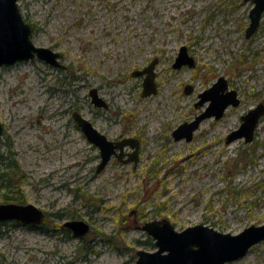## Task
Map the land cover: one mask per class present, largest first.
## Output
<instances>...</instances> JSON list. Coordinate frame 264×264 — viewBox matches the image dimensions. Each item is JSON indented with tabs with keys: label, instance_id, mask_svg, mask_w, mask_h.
Listing matches in <instances>:
<instances>
[{
	"label": "rangeland",
	"instance_id": "obj_1",
	"mask_svg": "<svg viewBox=\"0 0 264 264\" xmlns=\"http://www.w3.org/2000/svg\"><path fill=\"white\" fill-rule=\"evenodd\" d=\"M18 3L33 43L62 52L64 66L36 57L0 66V157L11 152L23 203L47 214L41 226L0 222V264H137V250L157 249L140 226L163 217L177 230L203 223L232 234L264 223V116L252 142L226 141L264 102V13L245 36L253 1ZM182 45L195 65L174 69ZM154 58L157 93L143 96V77L132 73ZM221 75L241 103L176 140L172 131L204 111L209 102L196 106L198 95ZM93 87L107 107L92 104ZM74 111L111 140L139 139L136 164L112 156L97 171L99 147ZM67 219L89 223L88 234L75 237ZM224 264H264V240Z\"/></svg>",
	"mask_w": 264,
	"mask_h": 264
},
{
	"label": "water",
	"instance_id": "obj_2",
	"mask_svg": "<svg viewBox=\"0 0 264 264\" xmlns=\"http://www.w3.org/2000/svg\"><path fill=\"white\" fill-rule=\"evenodd\" d=\"M250 1V0H245ZM253 5L249 10V25L245 30V36L250 38L253 32L259 27L260 19L264 13V0H251ZM32 26L20 11L18 0H0V66L27 61L28 59L39 58L56 68L63 67L60 62L62 52L53 50L51 47L35 45L32 38ZM175 61L172 64L174 69L181 66L193 67L195 58L189 55L188 48L180 46ZM158 62L154 58L142 69H135L133 76H144L142 84V95L147 96L157 93L155 79V67ZM185 93L193 91L191 84L184 87ZM92 104L98 107H107L98 93V89H90ZM199 101L196 106L209 102L208 106L196 116L191 122L181 123L172 133L176 140L185 138L190 141L194 130L200 126L204 118L214 117L219 119L223 116L228 106H237L241 102L236 89L228 88V81L223 75L211 85V87L200 92ZM77 126L87 139L99 147L100 162L97 164V171L104 169L112 155L122 159L124 147L130 145L133 151L129 153L128 159L124 162L138 161L139 139L127 137L120 140H111L101 133L92 122L81 116L78 111L72 113ZM264 116V102H258L254 107L241 116L240 125L226 136V141L242 139L245 142H252L255 136L256 126ZM3 133V125L0 122V135ZM45 212L34 203H0V221L18 220L21 223L30 225H41L45 220ZM64 227L69 228L75 235L85 236L88 234L90 224L82 219H67ZM152 238H154L157 249L150 252L145 249L136 251L137 264H224L244 256L250 247L264 240V223L260 225L250 224L249 227L237 234L225 233L215 228L196 223L187 226L183 230L175 229L169 219H152L146 221L141 227Z\"/></svg>",
	"mask_w": 264,
	"mask_h": 264
},
{
	"label": "trees",
	"instance_id": "obj_3",
	"mask_svg": "<svg viewBox=\"0 0 264 264\" xmlns=\"http://www.w3.org/2000/svg\"><path fill=\"white\" fill-rule=\"evenodd\" d=\"M8 147L10 148V145ZM8 155L6 157H0V191L2 190L0 201L23 203L24 195L19 188V184L12 180L13 176L11 173V171L15 172L19 169V164L12 158L11 152ZM163 203H159L157 206L161 207ZM156 209L155 212L160 213L161 209Z\"/></svg>",
	"mask_w": 264,
	"mask_h": 264
},
{
	"label": "flooded vegetation",
	"instance_id": "obj_4",
	"mask_svg": "<svg viewBox=\"0 0 264 264\" xmlns=\"http://www.w3.org/2000/svg\"><path fill=\"white\" fill-rule=\"evenodd\" d=\"M175 59H176V58H175ZM173 63H174V62H173ZM238 95H239V94H238ZM198 98H199V97H198ZM3 132H4V130H3ZM1 135H2V134H1ZM117 140H119V139H117ZM128 146H130V145H128ZM125 147H127V146H125ZM125 147H124V149H125ZM130 147H131V146H130ZM131 148H132V151H133L134 148H133V147H131ZM132 151H131V152H132ZM129 153H130V152L125 153L124 150H123L122 159H120V160H123V161H124V157H123L124 155H127L128 157H130V156H129ZM138 153H139V150H138ZM112 156L116 157L115 155H112ZM112 156H111V159H112ZM8 157H9V156H8ZM99 157H100V150H99ZM116 158L119 159V157H116ZM138 158H139V157H138ZM111 159H110V160H111ZM125 159H128V158H125ZM100 160H101V159H100ZM133 162H134V161H133ZM134 164H135V163H134ZM16 203H17V202H16ZM4 221H5V220H4ZM140 227H142V225H141ZM65 229H68V228H65ZM73 234H74V233H73ZM74 235H75V234H74ZM78 236H79V235H78ZM78 236L75 235V237H78ZM79 237H83V236H79Z\"/></svg>",
	"mask_w": 264,
	"mask_h": 264
}]
</instances>
